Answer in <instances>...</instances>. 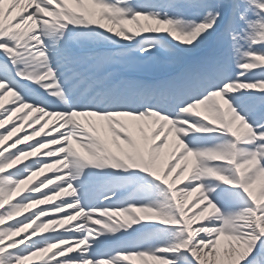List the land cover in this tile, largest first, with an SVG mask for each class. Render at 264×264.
<instances>
[{
    "label": "snow or ice",
    "instance_id": "snow-or-ice-1",
    "mask_svg": "<svg viewBox=\"0 0 264 264\" xmlns=\"http://www.w3.org/2000/svg\"><path fill=\"white\" fill-rule=\"evenodd\" d=\"M9 94L0 264H264V0H0Z\"/></svg>",
    "mask_w": 264,
    "mask_h": 264
},
{
    "label": "bare ground",
    "instance_id": "bare-ground-1",
    "mask_svg": "<svg viewBox=\"0 0 264 264\" xmlns=\"http://www.w3.org/2000/svg\"><path fill=\"white\" fill-rule=\"evenodd\" d=\"M69 6L72 7L73 9H76V5H75V4H71V3H70ZM86 6L88 7V9H89L90 11H93V12H98V11H99L98 8H96L95 6H93V5H91V4H88V5H86ZM103 22H105V23L107 24V26H109V27H114V28L119 27V25H112L110 22H107V21H103ZM141 23H143V21H141ZM123 26H124V27H128V28L133 27V25H131V24H129V23H125ZM11 99H12V97H11V95L9 94L8 96H6V97L4 98L3 101H0V103H3V104L5 105V107H6V106H8L9 102L11 101ZM16 115H20V113H18V114H16ZM33 115H34V114H33ZM48 119H49V124H50L51 119H54V118H48ZM77 119L80 120L81 122H84L86 119H90V118L77 117ZM6 126H7V122H6ZM35 126H36V125H34V127H35ZM50 126H51V125H50ZM25 130H26V131H31V129H27V128H26ZM45 130L47 131V128H46ZM17 134H22V133H20L19 130H18V133H17ZM52 134L54 135L55 133H52ZM37 138H39V137H37ZM9 142H10V141H9ZM29 142H31V141H29ZM73 146L75 147V146H79V145H78L75 141H73ZM52 147H54V146H52ZM41 151H44V150H41ZM165 151H166V152H167V151H170V149H166ZM56 168H59V166H56V167L53 169V171H55ZM51 174H52L51 171H48V170H46L44 173H37V175L34 176V177L32 178V181L29 183V185H25V186H22V187H28V186H30V184H31L32 182H35V181H37L38 179H42L45 175L51 177ZM44 190H45V189H42V191H44ZM195 195H196V194H193L192 196L188 197V198H187L188 201L190 202L192 199H194ZM53 202H55V198H54ZM37 207H47V206H46V205L33 206V207L31 208V211H32V209H33V210H36ZM24 214H25V213H24ZM121 218H123V217H121ZM41 219H43V218H41ZM135 264H141V262H140L139 260H136V261H135ZM148 264H153V262H152V261H148Z\"/></svg>",
    "mask_w": 264,
    "mask_h": 264
},
{
    "label": "rangeland",
    "instance_id": "rangeland-1",
    "mask_svg": "<svg viewBox=\"0 0 264 264\" xmlns=\"http://www.w3.org/2000/svg\"><path fill=\"white\" fill-rule=\"evenodd\" d=\"M28 132L30 133V131H28ZM75 148H77V150H80V149H79V146H75ZM17 198H18V197H17ZM30 211H31V209H30ZM32 211H35V210L32 209ZM26 214H27V211H25V215H26ZM17 218H19V217H17Z\"/></svg>",
    "mask_w": 264,
    "mask_h": 264
}]
</instances>
